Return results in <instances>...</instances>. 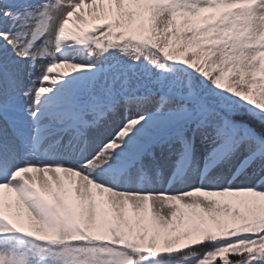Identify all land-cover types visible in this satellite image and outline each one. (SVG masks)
<instances>
[{"label":"snow or ice","instance_id":"6c2138e0","mask_svg":"<svg viewBox=\"0 0 264 264\" xmlns=\"http://www.w3.org/2000/svg\"><path fill=\"white\" fill-rule=\"evenodd\" d=\"M0 264H264V0H0Z\"/></svg>","mask_w":264,"mask_h":264},{"label":"rangeland","instance_id":"374dc122","mask_svg":"<svg viewBox=\"0 0 264 264\" xmlns=\"http://www.w3.org/2000/svg\"><path fill=\"white\" fill-rule=\"evenodd\" d=\"M167 186H168L167 184L164 185V187H167Z\"/></svg>","mask_w":264,"mask_h":264}]
</instances>
